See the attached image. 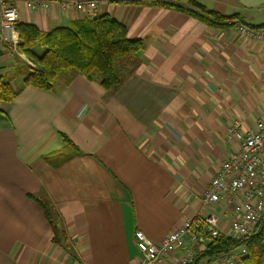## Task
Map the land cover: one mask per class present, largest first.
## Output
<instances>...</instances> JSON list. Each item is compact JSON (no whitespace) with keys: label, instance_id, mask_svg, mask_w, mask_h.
Masks as SVG:
<instances>
[{"label":"crops","instance_id":"0c3cea01","mask_svg":"<svg viewBox=\"0 0 264 264\" xmlns=\"http://www.w3.org/2000/svg\"><path fill=\"white\" fill-rule=\"evenodd\" d=\"M197 1L236 19L210 27L174 9L99 0L91 18L110 16L141 42L136 73L110 97L77 76L0 104V264H135L137 231L158 244L187 218L200 227L201 193L237 148L225 138L229 125L252 127L264 115V42L236 31L264 27V0ZM15 2L17 23L41 31L85 19L72 7ZM5 43L0 24V74L8 75L15 62ZM39 196L58 215L60 246ZM214 210L223 229L230 212Z\"/></svg>","mask_w":264,"mask_h":264},{"label":"trees","instance_id":"16d2710c","mask_svg":"<svg viewBox=\"0 0 264 264\" xmlns=\"http://www.w3.org/2000/svg\"><path fill=\"white\" fill-rule=\"evenodd\" d=\"M110 2L174 9L210 27H228L230 24L226 22L236 19L235 16L224 17L207 10L197 0ZM14 31L18 38L16 46L8 43L1 46V50L12 52L15 64L7 76L0 74V104H11L26 88L48 92L59 87L66 88L77 76L96 81L106 92V96L110 97L136 73L141 64V42L129 39L125 26L107 15L86 18L48 31H41L32 24L17 23ZM2 72L0 68V73ZM62 138L66 150L73 151L67 138ZM32 199L43 211L52 233V243L60 246L65 236L54 208L44 196ZM241 248L245 252L237 264H264V226L247 237L217 238L196 256V262Z\"/></svg>","mask_w":264,"mask_h":264},{"label":"built area","instance_id":"2783aa9c","mask_svg":"<svg viewBox=\"0 0 264 264\" xmlns=\"http://www.w3.org/2000/svg\"><path fill=\"white\" fill-rule=\"evenodd\" d=\"M15 1L0 0V24L5 40L13 47L18 42L14 31L19 16ZM21 1L29 10L49 9L52 5L72 7L85 19L95 14L99 4V0ZM236 31L250 41L264 42V28L238 24ZM225 138L237 143V148L223 161L208 188L201 193L200 203L207 213L200 227L196 229L187 218L158 244L137 231L135 244L141 257L135 264H163L166 256L174 253H180L174 264H202L203 260L196 262V256L222 233L219 214L214 210L216 206L230 212L225 232L229 237H247L264 226V115L248 128L241 121H233ZM244 252L241 248L224 256L215 255L203 264H237Z\"/></svg>","mask_w":264,"mask_h":264},{"label":"rangeland","instance_id":"374dc122","mask_svg":"<svg viewBox=\"0 0 264 264\" xmlns=\"http://www.w3.org/2000/svg\"><path fill=\"white\" fill-rule=\"evenodd\" d=\"M22 57V56H21ZM225 228V229H224ZM222 229V233L220 235V237L224 236V237H229L225 232L227 231V225ZM219 237V238H220ZM230 238V237H229ZM237 254V252H234V255ZM221 256H224V254H221ZM214 257H209V258H206L202 261V264L209 261L210 259H213Z\"/></svg>","mask_w":264,"mask_h":264}]
</instances>
